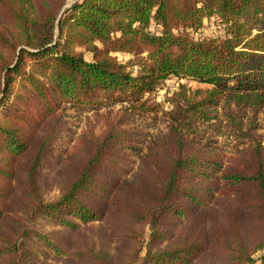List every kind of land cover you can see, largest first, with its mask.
I'll list each match as a JSON object with an SVG mask.
<instances>
[{
	"label": "trees",
	"instance_id": "1",
	"mask_svg": "<svg viewBox=\"0 0 264 264\" xmlns=\"http://www.w3.org/2000/svg\"><path fill=\"white\" fill-rule=\"evenodd\" d=\"M205 18L221 33L194 36ZM172 77L206 87L147 139L133 117ZM115 104L61 163L66 111ZM259 115L264 0H0V264H264Z\"/></svg>",
	"mask_w": 264,
	"mask_h": 264
},
{
	"label": "rangeland",
	"instance_id": "2",
	"mask_svg": "<svg viewBox=\"0 0 264 264\" xmlns=\"http://www.w3.org/2000/svg\"><path fill=\"white\" fill-rule=\"evenodd\" d=\"M220 33L221 26L218 23V20L216 18H205L203 20L202 26L197 32L194 33V36L209 37ZM86 56L89 57L88 53ZM127 57L129 56L125 53L118 54V58L121 61L126 60ZM180 83H185L192 88L206 87L204 85L188 81L187 79H177L172 77L163 81L152 94L149 96L146 95L145 97L148 98L146 106L144 107L147 108V106H156L158 110H142L134 115L132 121L135 126L141 128L143 136L147 139L153 138L156 141L161 142L166 140L167 129L162 112L170 108V104L167 99L178 88ZM122 107L123 105L121 104H115L109 107H102L98 110L68 109L66 111L65 119L68 121V127H70L71 135L69 138L67 137L63 143H61V163H67L70 160L75 161V159H77L76 157L79 156L82 150V133L88 130L93 131L95 134L101 133L105 128L108 117L113 116ZM258 117L260 119V128L257 130V132L264 138V120L261 118V115ZM217 143L220 145L225 158L232 156L233 152L236 150L233 139L226 136H218ZM137 165L138 164L136 163L134 164V175L137 173ZM61 178L62 174L59 173V169L52 171L51 173L48 172V177L45 182V190L47 191L46 193L48 197L51 198L57 194L58 184L60 183ZM132 180L133 177L131 175L129 181L132 182ZM43 226L44 231H49L56 228L48 224H44ZM48 261L52 260L49 258ZM58 262L60 264L62 261H52L54 264H58Z\"/></svg>",
	"mask_w": 264,
	"mask_h": 264
}]
</instances>
